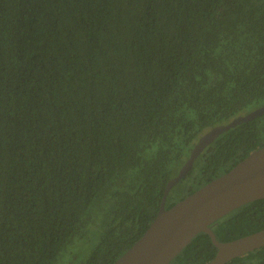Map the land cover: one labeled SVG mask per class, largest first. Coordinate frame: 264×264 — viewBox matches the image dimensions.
Instances as JSON below:
<instances>
[{
    "label": "trees",
    "instance_id": "16d2710c",
    "mask_svg": "<svg viewBox=\"0 0 264 264\" xmlns=\"http://www.w3.org/2000/svg\"><path fill=\"white\" fill-rule=\"evenodd\" d=\"M263 98L264 0H0V264H55L91 230L79 264H111L201 134ZM262 145L264 113L222 131L165 207ZM210 226L264 228V197ZM216 251L201 231L168 264ZM226 264H264V246Z\"/></svg>",
    "mask_w": 264,
    "mask_h": 264
},
{
    "label": "water",
    "instance_id": "95a60500",
    "mask_svg": "<svg viewBox=\"0 0 264 264\" xmlns=\"http://www.w3.org/2000/svg\"><path fill=\"white\" fill-rule=\"evenodd\" d=\"M264 113V104L207 129L197 139L177 174L165 185L159 209L142 235L111 264H168L199 232L217 246L205 264H226L264 246V228L221 241L211 224L231 210L264 197V145L252 150L230 169L165 207L171 188L191 168L200 151L219 133Z\"/></svg>",
    "mask_w": 264,
    "mask_h": 264
},
{
    "label": "rangeland",
    "instance_id": "374dc122",
    "mask_svg": "<svg viewBox=\"0 0 264 264\" xmlns=\"http://www.w3.org/2000/svg\"><path fill=\"white\" fill-rule=\"evenodd\" d=\"M260 102L264 104V98L260 100ZM247 110L248 109H244L243 112ZM97 235H98L97 232L95 233L91 230L89 235L85 233L81 238L75 237V239L73 240L74 243H72L73 242L72 241L71 242L72 244L70 243L71 245L70 244L68 245L69 249L63 252L62 256L58 258L55 264L83 263V261L86 259V257L92 250L93 246L96 244L98 240Z\"/></svg>",
    "mask_w": 264,
    "mask_h": 264
}]
</instances>
